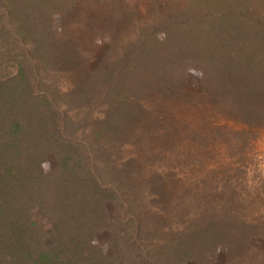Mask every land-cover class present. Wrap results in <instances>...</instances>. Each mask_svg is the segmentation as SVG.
I'll list each match as a JSON object with an SVG mask.
<instances>
[{
	"label": "trees",
	"instance_id": "obj_1",
	"mask_svg": "<svg viewBox=\"0 0 264 264\" xmlns=\"http://www.w3.org/2000/svg\"><path fill=\"white\" fill-rule=\"evenodd\" d=\"M249 3L0 0V264L246 258L264 176L247 185L226 164L170 182L218 147L243 158L264 128V13Z\"/></svg>",
	"mask_w": 264,
	"mask_h": 264
},
{
	"label": "rangeland",
	"instance_id": "obj_2",
	"mask_svg": "<svg viewBox=\"0 0 264 264\" xmlns=\"http://www.w3.org/2000/svg\"><path fill=\"white\" fill-rule=\"evenodd\" d=\"M249 1V4L253 6L261 4V6L256 11L259 13H264V0ZM100 52L101 50H96V54H99ZM197 79L198 75L193 73L190 79V84L191 88L194 90L196 89ZM216 123L236 129L242 128L240 124L222 118H219ZM257 133V137L255 139H251V147L249 149L245 148L247 149L245 151L243 149V154H245L243 158L230 155L229 152L223 151L224 148L218 147L216 150L212 151L209 159L202 160V166L197 164L187 166L179 165L177 169H175L174 175L171 177V180L173 181L170 182V185H175L177 190L181 191L192 186L200 185L201 182L204 181L206 175H212L211 171H216L218 166L220 168L222 165L226 164L231 165V174L235 173L236 167H241L240 169L245 171V176L242 178L247 181V185L255 182L259 176H264V128L258 130ZM51 165V160L48 163H44L45 168ZM262 208L264 212V206ZM122 210L123 208H121L118 203L113 201L108 203V216L110 218H120L122 216ZM149 211L151 214H153L152 211L154 210L149 208ZM150 217L151 216L149 214V221ZM36 218L40 219L38 214H36ZM93 239L95 244L105 254L108 255L111 252L109 246L110 231L107 228L97 231ZM159 245L160 244L156 243L153 246L158 247ZM202 264H229L225 249H218L213 253H209L205 259H203ZM232 264H264V239L261 237L250 238L246 246V258L240 262H232Z\"/></svg>",
	"mask_w": 264,
	"mask_h": 264
}]
</instances>
